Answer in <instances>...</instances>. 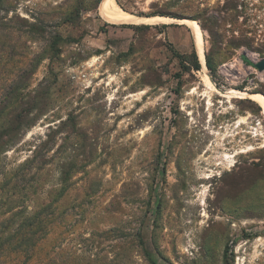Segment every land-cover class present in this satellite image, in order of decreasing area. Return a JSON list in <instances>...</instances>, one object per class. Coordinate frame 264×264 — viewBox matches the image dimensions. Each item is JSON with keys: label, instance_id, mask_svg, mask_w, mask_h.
I'll return each mask as SVG.
<instances>
[{"label": "rangeland", "instance_id": "374dc122", "mask_svg": "<svg viewBox=\"0 0 264 264\" xmlns=\"http://www.w3.org/2000/svg\"><path fill=\"white\" fill-rule=\"evenodd\" d=\"M99 1H0V101L22 76L38 108L0 153V236L39 224L0 264H264L263 108L205 82L264 95L243 59L264 58V0L156 4L199 22L213 71L103 25Z\"/></svg>", "mask_w": 264, "mask_h": 264}, {"label": "trees", "instance_id": "16d2710c", "mask_svg": "<svg viewBox=\"0 0 264 264\" xmlns=\"http://www.w3.org/2000/svg\"><path fill=\"white\" fill-rule=\"evenodd\" d=\"M162 15H169L174 18H182L170 14ZM173 52L177 57L181 59V61L186 60L189 56L193 55L195 59L194 68L197 70L200 69L202 63H200L201 61L198 60L199 56L196 50H193L190 54H181L173 48ZM206 59L207 66L213 71V66L210 60L207 58V55ZM243 59L246 63L253 64V62L248 58L243 57ZM33 74L34 72H32V75ZM21 81L22 76L18 78L16 87L13 88L14 91L18 92L16 95L12 96L14 98V100H12L11 102L13 105H3V103L0 101V153L8 150L10 147H14L20 141L23 132L33 125V122L25 120L26 117H28L29 114L34 113V111L38 110L35 102L30 105V109H26L23 107V99L25 98L26 94H24L23 91H20V88L23 86L21 84ZM5 96V99H8V95ZM18 214L19 212H15L12 215L13 218L10 221L15 222L14 218L15 216H18ZM34 220L30 222L26 220L21 221L16 226V228H14V230H12L6 237L0 236V249H3L5 245L12 246L11 248L30 249L36 246L38 244V232H36L35 226L37 225L36 227H39V224H36L37 222ZM227 252L228 246L225 248V254Z\"/></svg>", "mask_w": 264, "mask_h": 264}, {"label": "crops", "instance_id": "0c3cea01", "mask_svg": "<svg viewBox=\"0 0 264 264\" xmlns=\"http://www.w3.org/2000/svg\"><path fill=\"white\" fill-rule=\"evenodd\" d=\"M117 4L129 14H133L142 18H152L156 16L171 17L169 15L155 8L156 4L161 3L159 0H115ZM164 2V0H161ZM99 2L95 8L97 13V20L107 27H113L116 29H124L130 31L131 41L135 40L137 30L142 28L155 29L158 32L159 39L162 41H169L171 46L181 54H190L193 50H196L195 36L193 29L187 24L180 22L182 18H174L175 21H155V22H115L107 19L101 13V3ZM178 20V21H177ZM169 22V23H168ZM205 40V39H204ZM124 43V42H123ZM133 43V42H132ZM129 45V44H128ZM130 46V45H129Z\"/></svg>", "mask_w": 264, "mask_h": 264}, {"label": "bare ground", "instance_id": "6f19581e", "mask_svg": "<svg viewBox=\"0 0 264 264\" xmlns=\"http://www.w3.org/2000/svg\"><path fill=\"white\" fill-rule=\"evenodd\" d=\"M101 7V13L104 17L111 21L115 22H155V21H175L173 17H161L156 16L152 18H142L135 16L133 14H129L125 10H123L115 0H103V2L100 5ZM178 21V20H177ZM180 22H183L184 24H187L193 29V32L195 34L196 38V49L197 54L200 58L201 63L206 66V57H205V46H204V32L199 24L198 21L194 20H188V19H180ZM157 23V22H155ZM169 23V22H168ZM205 82L208 88L213 89L217 92H219L222 96L226 97H249L256 103H258L262 108L264 112V95L261 93L253 92L249 93L246 91H241L238 89H230L227 91H223L215 86V84L210 80V77L205 74ZM208 104H211V102H208ZM246 121V117H240L238 120V123H244Z\"/></svg>", "mask_w": 264, "mask_h": 264}, {"label": "water", "instance_id": "95a60500", "mask_svg": "<svg viewBox=\"0 0 264 264\" xmlns=\"http://www.w3.org/2000/svg\"><path fill=\"white\" fill-rule=\"evenodd\" d=\"M245 58H247V57H245ZM253 66H255L259 71H264V58L253 63Z\"/></svg>", "mask_w": 264, "mask_h": 264}]
</instances>
